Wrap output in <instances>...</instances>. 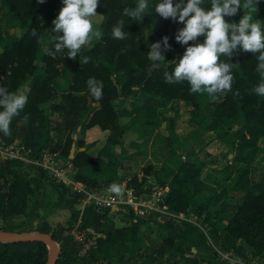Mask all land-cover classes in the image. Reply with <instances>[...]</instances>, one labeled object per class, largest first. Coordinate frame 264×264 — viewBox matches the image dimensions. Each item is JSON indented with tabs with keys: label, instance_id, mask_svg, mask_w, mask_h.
<instances>
[{
	"label": "trees",
	"instance_id": "obj_1",
	"mask_svg": "<svg viewBox=\"0 0 264 264\" xmlns=\"http://www.w3.org/2000/svg\"><path fill=\"white\" fill-rule=\"evenodd\" d=\"M176 2L174 0V4ZM5 3L0 22V47L4 48L0 57V86L28 96L25 108L13 118L10 130L18 125L28 128L30 142L26 145L32 148L34 155L49 148L50 152L68 157L71 144L75 142L78 149L70 161L77 171L73 178L87 190L96 191L113 183H124L127 189L132 190V195L138 197L149 192L153 186H167L161 201L167 211L191 212L201 217L202 223L209 227L208 235L214 240L220 230H226L228 235L221 242L222 251H236V241L243 239L250 250V257L259 258L264 263V175L256 183H251L249 179L250 164L259 150L258 139L264 137V96L252 92V88L261 81L256 71V56L239 51L231 58L230 62L238 64L232 70V90L212 101L207 94L191 93L186 81L166 82L164 72L174 70V62L182 58L187 46L175 39L178 29L184 25L170 18L163 19L154 11L159 0H149L148 14L142 23L123 15V9L135 7L137 0H99L97 13L102 19L93 28L98 27L103 36L100 40L91 39V45L83 47L75 60L66 57V49L56 53L55 57L45 52L46 48L55 51L57 39L49 43L48 36H56L50 29L63 7L62 0H45L43 4L38 0H5ZM202 7L210 10V0H205ZM248 13L264 21V0H259L257 10ZM243 14L245 12L241 8L233 19ZM121 20L124 21L122 30L128 33V38L114 39L112 28ZM9 28L20 30V36L8 42L4 30ZM33 29L37 33L35 36L32 35ZM164 36L169 37L171 50L165 52L166 61L160 64L151 61L148 52L151 45L162 41ZM203 39L198 37L200 42ZM82 57L90 58L89 62L80 64ZM221 59L227 61V57L222 56ZM150 62L152 68L149 69ZM123 70L127 79L118 83L117 77ZM89 78L103 83L102 99L97 100L91 95L87 85ZM134 86L153 92L156 99L166 102L142 106L130 112L132 121L125 125L120 118L126 112L116 102H121L123 97L135 96ZM237 91L238 96L234 95ZM171 99L190 102L193 107L191 120L201 126V131L211 130L218 139L230 144L234 154L230 163L210 169L201 179L200 173L205 164L188 161L177 149L168 145L166 136L160 134L158 128L164 126L167 136L174 137L173 118L168 115L167 109ZM95 103H98L97 107H94ZM209 105L211 111L206 113ZM88 111L91 113L85 122ZM57 113L62 114L65 130L69 134H80L82 138L75 141L69 135L63 143L60 140L52 144L50 124ZM94 126L106 134L105 140L110 145L120 147L121 155L112 148L109 151L102 149L100 153L106 157L104 159L102 155L93 157L86 149H79L84 146L83 134ZM128 130L141 134L140 141L130 142L128 147L132 151L126 149L123 143ZM0 140L10 143L14 136L12 133L5 136L0 132ZM40 172L36 176H26L9 159L2 164L0 177L7 182V188L5 192H0V231L23 232L19 226L42 206L43 202L34 193L39 189L47 190L48 175L44 170ZM48 189L50 196L56 192L57 205L63 203L68 209L69 222L55 226L37 222L34 229L28 231L52 235L59 245L55 264H163V260L155 255L154 245H146L140 238V220L129 206L124 205L126 210L118 211L127 218L129 225L119 226L110 208L86 205L82 210L77 209L76 203L83 194L73 191L65 183L54 182ZM202 192L213 196L210 207L196 200ZM230 192H240L243 202L232 218L218 223ZM31 197L34 198L28 210ZM75 226L80 230L92 229L98 234L94 245L82 254V245L69 233ZM127 236L129 238H125ZM164 243L167 248L174 245L172 240H165ZM47 255V245L42 241L0 242V264H45ZM249 258L246 256L244 259L249 261Z\"/></svg>",
	"mask_w": 264,
	"mask_h": 264
},
{
	"label": "clouds",
	"instance_id": "obj_2",
	"mask_svg": "<svg viewBox=\"0 0 264 264\" xmlns=\"http://www.w3.org/2000/svg\"><path fill=\"white\" fill-rule=\"evenodd\" d=\"M38 2L43 4L45 0ZM62 3L63 7L52 21L53 27L50 29L56 34L55 51L46 48L45 52L55 57L56 53L66 49V57L75 60L91 39L100 40L103 36L98 27L93 28L91 20L97 15L99 0H62ZM204 3L205 0H187L186 3L185 0H177L175 4L174 0H159L154 6V11L163 19L170 18L173 22L184 25L178 29L175 39L187 47L182 58L174 62V70L164 72L166 82L175 84L186 81L191 93L207 94L210 100L215 101L232 90V70L238 64L230 62L231 58L239 51L250 52L256 56V71L261 77L260 83L252 88V92L264 96V21L247 14L257 10L259 0H210V10L202 7ZM149 7V0H137L135 7L123 9V15L142 23ZM241 8L245 15L240 21L227 23L225 17L235 16ZM123 26V20L113 26L111 34L114 39L128 38V33L122 30ZM32 35H37L35 29L32 30ZM198 37H203V42ZM170 50L169 37L164 36L162 41L151 45L148 58L163 64L166 61L165 52ZM222 56L227 57V61L222 60ZM89 59L82 57L80 64L88 63ZM87 85L95 99H102V82L89 78ZM234 95L238 96L239 92ZM27 101L25 93L10 92L7 87L0 86V132L5 136H11V122L14 117L19 116ZM27 119L26 116L25 120ZM109 191L117 196L122 194V188L117 183L111 184ZM121 208L126 209L125 206L119 207Z\"/></svg>",
	"mask_w": 264,
	"mask_h": 264
},
{
	"label": "crops",
	"instance_id": "obj_3",
	"mask_svg": "<svg viewBox=\"0 0 264 264\" xmlns=\"http://www.w3.org/2000/svg\"><path fill=\"white\" fill-rule=\"evenodd\" d=\"M5 6V0H0L1 23ZM101 19L102 16L98 13L96 16L92 17L91 20L93 26L99 25ZM4 36L8 42L12 41L20 36V30L15 28L6 29L4 30ZM55 39L56 36H48L49 43H52ZM90 45L91 40L83 47L87 48ZM3 51L4 48L2 49V47H0V57ZM120 74L122 75V82H124L127 79L126 71L123 70ZM22 89H26V87H22ZM132 90L136 92L135 96L125 97L127 99L124 98V104L122 106L126 113L120 118V120L125 125H129L132 121L131 115L129 114L130 112H135L142 106H155L166 102L165 100L161 101L156 99L155 93L153 92H147L135 86L132 87ZM95 105L98 106V103H95ZM167 109L168 115L173 118L174 124V137L170 138L169 136H166L168 145L177 149V151L182 154L183 157H186L188 161L197 164H205V167H208L205 175L210 169H212L210 167L211 164L217 163L221 159L227 157L229 153H232L231 146L228 142L218 139L215 133L211 130L201 131V126L191 120L190 111L193 107L190 102L182 99H171L167 104ZM205 111L206 113H209L211 109L206 107ZM56 117H58L59 120L62 118L61 121L62 123L64 122L62 114L57 113L52 118L53 123L57 121ZM126 119L127 121H125ZM236 127L237 126H235V128ZM11 133L14 136L12 142H30V135L26 126L18 125L12 129ZM102 134V131L97 126L87 129L83 134L85 145L79 149H86L88 153H91V151L93 152L98 147L109 151L113 145H110L105 139H103ZM128 137L131 138L130 142H138L141 140V134L138 132L134 130L126 131L123 143L124 147L128 150H130L128 147L130 142H127ZM63 140L60 142H63ZM257 145L259 150L256 154V158L250 164L249 179L251 183L258 182L264 175V137L258 139ZM117 147L119 146L117 145ZM113 150L116 151V149ZM7 159L8 158L0 152V167H2V164ZM230 160L231 159L225 164L230 163ZM10 161L14 167L20 168L26 176H36L31 167L24 164V162L19 160ZM151 181L153 182L152 179H150V182ZM6 188L7 182H5L4 178L0 177V192H5ZM167 190V186H164L165 193ZM228 198L229 200L225 203L224 211L217 219L218 223L232 218L243 202V195L240 192H230ZM196 200L205 206L210 207L213 196L210 193L202 192L196 196ZM118 211L119 210L116 209L111 211L113 212L112 217L115 223L119 226L129 225L127 220L122 221L120 217H118V215L123 216L118 213ZM139 220L140 223L138 229L140 238L146 243V245H154L155 255L163 260V264H165L166 261H168L169 264H215L217 262L224 264H261L259 258L250 257V250L243 239H238L236 241V251L233 249L222 251L221 242L226 238L228 232L222 229L218 232L216 240L211 239L208 235L209 227H206L202 223L201 217H198L194 213H171L167 211L166 206L162 207V205H159L154 209L146 211ZM196 232L197 235H195ZM125 238H129V236ZM165 240L174 241V245L167 248L164 243ZM142 252L143 249L141 250V253ZM246 256L247 258L250 257L249 261L244 259Z\"/></svg>",
	"mask_w": 264,
	"mask_h": 264
},
{
	"label": "built area",
	"instance_id": "obj_4",
	"mask_svg": "<svg viewBox=\"0 0 264 264\" xmlns=\"http://www.w3.org/2000/svg\"><path fill=\"white\" fill-rule=\"evenodd\" d=\"M0 152L9 160L30 162V160L26 157L28 153H30V148L22 142L4 143L0 140ZM56 156V152H52L50 155L44 156L41 165L45 170L49 169V173L52 178L56 179L55 181L59 180L58 182L65 183L73 191L82 193L83 196L81 200L84 207L86 205H93L96 208H112L115 206L122 207L127 205L132 210L134 216L142 217L146 211L161 205L165 191H161L159 186L158 188H153L150 193H145L134 198L132 197L131 189H127L124 184H121L122 194L120 196H117L115 193L109 191V186L111 184L104 189L89 191L81 182L66 175L69 169L62 163L57 162L55 160ZM163 206L164 205H162V207ZM88 230L93 234L92 238L95 241L98 234L91 229ZM70 234L74 237V240L80 242L82 245L81 251L83 253L94 245V241L87 243L84 241L86 234L85 230H80L75 226V228L70 231Z\"/></svg>",
	"mask_w": 264,
	"mask_h": 264
},
{
	"label": "rangeland",
	"instance_id": "obj_5",
	"mask_svg": "<svg viewBox=\"0 0 264 264\" xmlns=\"http://www.w3.org/2000/svg\"><path fill=\"white\" fill-rule=\"evenodd\" d=\"M247 14H250V13H247ZM244 15L245 14H243V15H237L236 16V20L233 19L234 16L233 17H227L226 16L225 17V20H226L227 23H230V24L231 23H238L240 21V19ZM149 65H150L149 69L152 68L151 62L149 63ZM117 79H119V81H117L118 83L122 82L121 81L122 80V75L119 74L118 77H117ZM124 98L125 97H123L121 99V102L120 101H117L116 103L118 105L121 104L123 106V104H124ZM125 99H127V98H125ZM94 107H97V106L94 104ZM207 108L208 109H211V106L209 105V106H207ZM90 113H91V111H88V116L85 118V122L89 119ZM56 118H57V121H55L54 123L52 122L50 124L51 136H52V140L51 141H52V143H55V142L60 141V140H63L64 138L68 137L69 135L71 137H74V135H75V138H74L75 141L77 140V138H80V137L82 138V135H80V134H72V133L69 134V132H67L65 130V128H64V125H63V123L61 121L62 118H61V120H59L58 117H56ZM125 121H127V119ZM158 131L163 136H167V133L168 132H167V130L165 129L164 126L161 125L160 128H158ZM102 135H103L102 138L105 139L106 134L103 132ZM130 139L131 138L128 137L127 138V142H130L131 141ZM134 142H136V141H134ZM22 143H24L26 145V142L22 141ZM74 145H75V142H74ZM26 146H28V145H26ZM112 148L113 149H116L118 155H121L120 154V147H117V145H114V146H112ZM77 149L78 148L75 145L74 153H75V151ZM101 151H102V149L98 147L93 152L91 151V153H89V154L92 155L93 157L102 155V157L104 159H106V157L103 154L100 153ZM130 151H132L131 148H130ZM50 153H52V152H50V149L49 148H44L41 153L36 152V154L34 155V152L32 151V148H30V153H28V155L26 156L30 160V162H25L24 161V164L29 165L31 167L32 171L34 172V174H36V175H38L39 173H41L40 172L41 170H44V171L47 172V175H48L49 178L48 177L46 178V183H47V185H48L49 188L51 187V185H53L54 182H58L59 181V180L55 181L56 179L52 178V176L49 173V169L45 170L43 168V166L41 165V163L43 162V157L50 155ZM56 153H57V156L55 157V160L57 162H59V163H62L64 166H66L69 169V171L67 172L66 175L73 178V176H75V174L77 173V171L74 168H72L71 164L66 163L68 157H66V156H64V155H62V154H60L58 152H56ZM119 185L121 186V184H119ZM48 187H47V190H50V189H48ZM153 188H158V186H153L151 188V190L149 192H147V193H150ZM160 189H161V191H164V186H161ZM47 190L39 189L38 192L36 191L34 193V196L37 197L36 196V194H37L39 200L42 201L43 203H42V206H40L36 210L37 213L35 215H33V216H27V218L25 219V221L19 226V229L23 230V232H37V231H28V230L34 229L33 226L37 222H47V223H49L52 226H55L57 223L63 224V225H67V223L69 222V215H70V213H69L68 209H66L63 206V203H58V205H57V203L55 202L56 199H57V198H55L56 197V194H55L56 192L53 193V194H51V196H50V191L47 192ZM132 197L134 198L133 195H132ZM33 198L34 197L29 198V201H28V203H29L28 210L31 209V202H32ZM76 208L77 209H80V210H82L84 208V205H83V202H82L81 199L79 200V203L78 204L76 203ZM122 209L123 208L119 209V211L122 210ZM118 217H120V219L122 221L127 220V218L124 217V215L123 216L118 215ZM23 218H25V216ZM73 228H75V227H73ZM70 231H69V233H70ZM85 232H86V234H85L84 241L86 243L87 242L94 241L93 238H92L93 237V234L91 232H89L88 229H86ZM16 233H21V232H16ZM82 253L83 252L80 249V254H82Z\"/></svg>",
	"mask_w": 264,
	"mask_h": 264
},
{
	"label": "water",
	"instance_id": "obj_6",
	"mask_svg": "<svg viewBox=\"0 0 264 264\" xmlns=\"http://www.w3.org/2000/svg\"><path fill=\"white\" fill-rule=\"evenodd\" d=\"M75 138V135H74ZM75 145L74 142L71 144L69 154H68V164H70L71 159L74 157ZM233 154L229 153L227 157L221 159L217 163L211 164V168H221L225 165V163L232 159ZM208 167H205L201 173L200 178L202 179L207 171ZM119 210V207H112L111 210ZM17 242V241H42L47 245L48 255L45 264H55L58 254H59V245L53 239L52 235L47 232H7L0 231V242ZM264 264V263H263Z\"/></svg>",
	"mask_w": 264,
	"mask_h": 264
}]
</instances>
